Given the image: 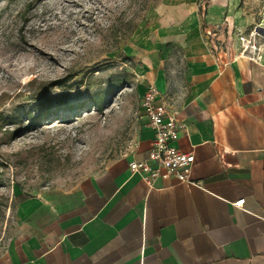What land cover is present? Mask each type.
Wrapping results in <instances>:
<instances>
[{"label":"crops","instance_id":"1","mask_svg":"<svg viewBox=\"0 0 264 264\" xmlns=\"http://www.w3.org/2000/svg\"><path fill=\"white\" fill-rule=\"evenodd\" d=\"M224 13L213 6L191 30L163 29L157 46L140 53L157 106L185 128L176 146L195 156L191 182L163 177L149 188L130 171L154 144L145 118L126 157L62 205L33 213L0 264H264V51L258 63L241 58L237 35L245 32L229 14L220 20ZM161 44L180 50L177 91L163 68L172 51L159 57Z\"/></svg>","mask_w":264,"mask_h":264},{"label":"rangeland","instance_id":"2","mask_svg":"<svg viewBox=\"0 0 264 264\" xmlns=\"http://www.w3.org/2000/svg\"><path fill=\"white\" fill-rule=\"evenodd\" d=\"M217 5L245 34L264 29V0H0V252L134 148L153 86L140 53ZM158 51L174 81L180 50Z\"/></svg>","mask_w":264,"mask_h":264},{"label":"built area","instance_id":"3","mask_svg":"<svg viewBox=\"0 0 264 264\" xmlns=\"http://www.w3.org/2000/svg\"><path fill=\"white\" fill-rule=\"evenodd\" d=\"M238 54L241 58L258 63L264 51V29L256 28L249 34L238 33ZM212 33H209L211 36ZM224 49L215 48L220 54ZM159 91L155 86L149 87L142 99V108L148 126L154 131V144L144 161H132L129 169L133 174L142 175L149 188H154L163 177H172L180 183L191 182V172L195 164L193 153L178 149L176 143L184 126L170 110L157 106ZM245 200L235 205L243 207Z\"/></svg>","mask_w":264,"mask_h":264}]
</instances>
